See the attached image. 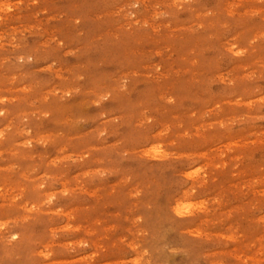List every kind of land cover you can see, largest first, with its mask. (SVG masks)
<instances>
[{
    "label": "rangeland",
    "instance_id": "obj_1",
    "mask_svg": "<svg viewBox=\"0 0 264 264\" xmlns=\"http://www.w3.org/2000/svg\"><path fill=\"white\" fill-rule=\"evenodd\" d=\"M0 264H264V0H0Z\"/></svg>",
    "mask_w": 264,
    "mask_h": 264
}]
</instances>
